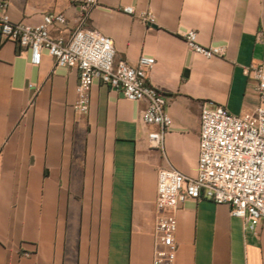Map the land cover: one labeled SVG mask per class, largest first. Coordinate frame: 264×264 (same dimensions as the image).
Instances as JSON below:
<instances>
[{
  "label": "crops",
  "instance_id": "0c3cea01",
  "mask_svg": "<svg viewBox=\"0 0 264 264\" xmlns=\"http://www.w3.org/2000/svg\"><path fill=\"white\" fill-rule=\"evenodd\" d=\"M83 1L8 0L7 12L31 26L62 13L66 37L94 28L112 39L117 60L153 57L148 83L172 124L152 146L159 127L142 120L147 103L100 80L88 113H78V70L55 66L46 52L32 65L0 34V264H152L157 174L197 175L202 108L264 107L248 71L264 63V0H95L86 16ZM189 30L224 54L193 52ZM174 214L175 264H264V220L253 232L229 204L207 199H188Z\"/></svg>",
  "mask_w": 264,
  "mask_h": 264
},
{
  "label": "built area",
  "instance_id": "2783aa9c",
  "mask_svg": "<svg viewBox=\"0 0 264 264\" xmlns=\"http://www.w3.org/2000/svg\"><path fill=\"white\" fill-rule=\"evenodd\" d=\"M95 0H84L80 11L86 16ZM8 0H0V34L16 42L30 53V64L38 65L43 52L54 59L55 66L76 68L78 84L74 109L87 114L90 89L100 80L119 91L130 101H145L142 120L156 125L159 130L148 135L152 146L162 144L163 133L172 121L165 110L166 101L154 86L148 83V71L154 58L141 55L136 65L116 59V50L110 37L94 28H78L69 35L62 13H48L42 21L31 26L13 22L8 15ZM134 14L130 6L123 8ZM142 20L153 22L150 14ZM52 31L58 32L52 35ZM188 47L206 58L222 56L224 46H203L197 42V33L184 34ZM249 73L257 82L260 98L264 99V63L252 65ZM198 173L188 177L173 169H160L157 174L155 249L152 264H175L177 221L174 212L188 199H207L227 203L234 217L243 219L255 232L264 220V107L241 115L230 113L222 105H205L201 111Z\"/></svg>",
  "mask_w": 264,
  "mask_h": 264
}]
</instances>
